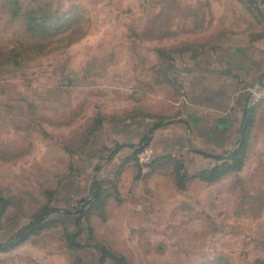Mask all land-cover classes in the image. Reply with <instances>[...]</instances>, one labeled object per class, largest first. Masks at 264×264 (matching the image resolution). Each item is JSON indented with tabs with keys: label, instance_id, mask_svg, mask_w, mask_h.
<instances>
[{
	"label": "rangeland",
	"instance_id": "obj_1",
	"mask_svg": "<svg viewBox=\"0 0 264 264\" xmlns=\"http://www.w3.org/2000/svg\"><path fill=\"white\" fill-rule=\"evenodd\" d=\"M45 2L88 18L76 42L0 67V242L55 211L0 264H264V100L240 168L213 181L200 172L233 158L189 164L154 132L186 110L179 71L264 33V0Z\"/></svg>",
	"mask_w": 264,
	"mask_h": 264
},
{
	"label": "crops",
	"instance_id": "obj_2",
	"mask_svg": "<svg viewBox=\"0 0 264 264\" xmlns=\"http://www.w3.org/2000/svg\"><path fill=\"white\" fill-rule=\"evenodd\" d=\"M260 8L264 10V5ZM259 33L257 37L243 33L242 40L200 54L178 72L185 79L186 110L169 126L154 131L173 141L166 150L206 167L239 146L246 110L264 100L252 91H261L264 85V33Z\"/></svg>",
	"mask_w": 264,
	"mask_h": 264
},
{
	"label": "trees",
	"instance_id": "obj_3",
	"mask_svg": "<svg viewBox=\"0 0 264 264\" xmlns=\"http://www.w3.org/2000/svg\"><path fill=\"white\" fill-rule=\"evenodd\" d=\"M85 14H88L87 10L81 5L73 6L62 15L56 16L48 9L45 0H0V16L7 20L1 29L8 32V28L13 26L15 22V24L19 25V29H10L12 32H10L11 37L9 39L5 36L7 32L2 35L0 67H19L30 58L46 56L53 51L61 50L65 45L76 42L81 37V31L83 30L81 22L84 18H88V16L85 17ZM258 105L246 110L247 119L243 127L239 146L229 155V158L235 160V164L215 166L211 170L204 169L200 172L201 178L213 181L229 170L240 168L241 163L238 164L237 160L245 153ZM161 126L162 124H157L154 129ZM154 129H152V132ZM150 139V136L144 137L143 144L148 145ZM171 160L178 162L176 158L171 157ZM180 177V183L185 184L188 180L186 174H180ZM183 186L181 185V187ZM97 187H100V183L97 184ZM100 195V192L95 193L96 199L100 198ZM8 204L7 199L0 196V219L5 214ZM52 211H55V209L42 210L37 213L35 220L21 228L8 242H0V250L6 251L15 248L26 242L31 235L40 232L42 228L46 227L47 223L45 224V220ZM97 247L104 252L102 257V263H104L106 261L105 252L107 251L102 246ZM117 260L122 262L124 258L117 257ZM211 264H231V262L227 257L219 256Z\"/></svg>",
	"mask_w": 264,
	"mask_h": 264
},
{
	"label": "built area",
	"instance_id": "obj_4",
	"mask_svg": "<svg viewBox=\"0 0 264 264\" xmlns=\"http://www.w3.org/2000/svg\"><path fill=\"white\" fill-rule=\"evenodd\" d=\"M254 94H257L259 98L264 99V85L262 86L261 91L259 89L252 90Z\"/></svg>",
	"mask_w": 264,
	"mask_h": 264
}]
</instances>
